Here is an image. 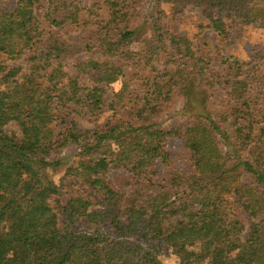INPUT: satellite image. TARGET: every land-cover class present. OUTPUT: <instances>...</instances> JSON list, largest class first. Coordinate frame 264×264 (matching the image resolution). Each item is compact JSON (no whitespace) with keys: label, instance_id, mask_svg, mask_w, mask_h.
Segmentation results:
<instances>
[{"label":"trees","instance_id":"trees-1","mask_svg":"<svg viewBox=\"0 0 264 264\" xmlns=\"http://www.w3.org/2000/svg\"><path fill=\"white\" fill-rule=\"evenodd\" d=\"M48 1L54 2L45 14L48 26L36 13L37 0H18L13 10L0 6V58L26 52L33 60L25 75L0 79V264H164L160 242L179 264H264V70L257 74L258 53L245 61L206 52L198 35L165 28L161 9L164 2L173 5L174 16L189 7L202 10L207 25L232 44L236 27L264 29V0H106L108 17L98 13L99 4ZM151 1L155 5L143 13ZM65 25L80 31L81 42L60 39ZM77 50L101 59H79L69 74L63 65ZM137 65L145 72L133 83L126 68ZM49 67L41 82L39 71ZM86 73L89 81L81 79ZM117 81L121 87L114 89ZM193 91H221L229 109L199 108L192 124L166 126L165 116L180 100L191 108ZM21 108L29 111L31 128L8 133L5 126ZM66 111L104 118L94 128H81L76 118L57 124ZM172 138L183 140L191 166L173 170L161 184L157 161L169 160ZM70 148H77V161L57 181L50 172ZM119 168L129 180L108 178ZM72 178L100 183L85 188L76 182L63 197ZM94 195L104 208H92ZM81 218L108 223L114 236L99 227L75 230Z\"/></svg>","mask_w":264,"mask_h":264},{"label":"rangeland","instance_id":"rangeland-1","mask_svg":"<svg viewBox=\"0 0 264 264\" xmlns=\"http://www.w3.org/2000/svg\"><path fill=\"white\" fill-rule=\"evenodd\" d=\"M68 1V0H66ZM82 6L91 7L95 4H99L98 13L102 16H106L110 14V10L108 9V5L105 3L106 0H80ZM18 0H1V8L6 10H13L17 6ZM54 2H49L48 0H37L35 9L38 16H40L48 26V16L45 15L47 12V8H53L52 4ZM155 5V2L151 1L144 7L143 13H148L151 11L152 7ZM189 7L180 12L179 15L174 16L175 13L173 9V5L170 3H162L161 9H163L166 13V17L163 19V26L171 31H175L177 33L184 34L189 38L195 39L197 35L199 36L200 44L205 45L206 52L214 53L220 50L222 53H225L229 56H235L245 61L253 60L256 54L255 63H259L260 67H258L257 74L261 76L264 70V29H258L254 26H243L236 27L234 42L229 44L226 39L217 35V33L210 28L207 24L209 22L208 18L205 16L202 10L192 11ZM217 12V10H216ZM46 19V20H45ZM202 24L203 28L199 29L198 25ZM59 29H55L59 32ZM53 30V29H52ZM147 31V27L143 28L139 31L138 39L142 37V35ZM80 31L71 30V27L65 25V30L60 34V39L66 41L67 45H73L75 42L80 40ZM138 46V45H137ZM252 55V57L250 56ZM101 59V56L93 51L88 50H77V52L69 56L67 60L64 62V71L69 74H73L76 71V61L87 60V59ZM2 62V70H0V79H7L12 76H23L27 73V70L31 67L32 59L31 56L26 52L16 57H8L6 54L1 55ZM253 63L252 65H255ZM250 65L249 67H251ZM246 68V70L249 69ZM42 68L39 71V80L44 82V78L46 77V72L49 70ZM145 72L143 65L132 66L126 68V78L130 79L133 83L136 82V76L141 75ZM69 75L65 74L63 82H66ZM81 79L83 81H89V75L83 74ZM121 87V81H117L113 84L114 89H119ZM193 96L190 99L189 104L191 108H186V104L184 100H180L176 107L171 110L164 118V122L166 126H173L175 124H179L183 128L192 124L195 120V116L199 108H206L212 111H223L228 108V100L224 97L221 91H217L213 96H209L208 92L202 91H193ZM60 119H58L57 124L61 123V118L65 119V123L68 124L72 118H76L81 128H94L96 122H102L104 116L99 117L97 120L87 119L83 116H74L73 114L69 115L68 112L59 113ZM32 126V118L29 114V111L21 108L19 109L13 119L5 126V129L8 133H21L23 131H27ZM166 150L170 155L169 160L157 161V170L158 174L155 176V180L158 183L165 184L166 180L171 175V172L175 169H189L191 166L190 153L188 149L185 147L184 142L181 138H172L170 139ZM62 158V164L55 170L50 172V175L55 180H59L64 176L65 171L69 168L75 166V162L78 158V150L77 148H70L65 151ZM129 174L125 172L123 169H115L108 173V178L113 180H129ZM248 176H246L247 178ZM68 184V187L65 189V194L63 197L70 195L72 191H74L78 185V187H93L100 183L99 180L95 178H88L85 182L80 181L78 178H72ZM76 182L78 183L77 185ZM126 190L130 192L131 185L125 186ZM103 200L98 196L94 195L92 197V208L99 209L104 208ZM104 206V207H103ZM72 227L77 231H89L92 232L97 227L99 230L114 236V229L108 224L103 223L97 225L95 223H91L85 218H81L77 220ZM249 228L243 233V239L248 237ZM159 257L164 264H179V258L175 253H173L172 249L169 245L164 244L162 242L159 243Z\"/></svg>","mask_w":264,"mask_h":264}]
</instances>
